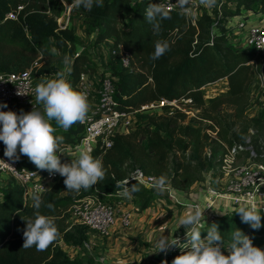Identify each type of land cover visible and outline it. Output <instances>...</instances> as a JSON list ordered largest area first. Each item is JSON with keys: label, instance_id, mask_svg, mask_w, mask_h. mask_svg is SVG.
Instances as JSON below:
<instances>
[{"label": "trees", "instance_id": "trees-1", "mask_svg": "<svg viewBox=\"0 0 264 264\" xmlns=\"http://www.w3.org/2000/svg\"><path fill=\"white\" fill-rule=\"evenodd\" d=\"M64 1L67 6L72 5V16L78 15L85 21L86 32L94 36V48L112 39L113 50L122 47L130 54V68L118 67V55L109 54L106 60L109 73L118 85L123 111L131 112L160 100L191 98L202 120L194 125L186 124V115L179 111L149 117L145 125L117 136L107 151L95 152L94 156L103 157L107 174L94 187L67 191L64 177H60L52 187L41 192L37 196L41 200L39 212L55 217L60 232L57 241L44 251L23 248L25 220L34 218L35 199L26 202L23 187L10 179L0 198V264H77L60 243L84 250L88 229L70 228L68 210L92 197L117 194L136 169L158 181L163 178L164 186L189 191L205 174L218 172L226 146L244 144L252 133L254 146L248 145L254 155L246 150L241 157L263 160L258 156L264 149V119L247 116L252 105L251 91L257 84V71L251 63L259 62L260 56L252 49L234 46L227 23L244 14L264 16V0H216L215 7L204 10L195 20L180 10L169 11L170 18L160 22L159 34L145 20L146 9L153 0H103L102 6L93 5L90 10L78 6L75 0ZM20 6L24 10L18 20H5L7 14ZM58 17L60 14L51 0H0V72L21 73L38 62L41 64L39 75L49 77L60 71L54 59L62 52L71 57L68 79L79 90L81 75L94 66L90 65L92 57L89 52L80 51V37L74 27L69 25L60 30ZM157 40L168 41L170 48L153 60ZM218 82L227 84L226 91L206 97L202 88ZM204 121L209 125L204 127ZM53 126L65 138L61 147L74 146L85 135L81 123L67 131ZM215 127L218 139L212 140L207 130ZM22 164L42 171L28 158H23ZM133 184L139 190L132 197L141 210H146L156 198L154 191L135 181L128 182L129 187ZM235 211L208 220L201 229L205 231L202 238L207 235V226L216 223L226 239L230 231L238 228L253 240L264 241V226L251 229ZM261 222L264 225V219ZM170 253L177 254L175 250Z\"/></svg>", "mask_w": 264, "mask_h": 264}, {"label": "built area", "instance_id": "built-area-1", "mask_svg": "<svg viewBox=\"0 0 264 264\" xmlns=\"http://www.w3.org/2000/svg\"><path fill=\"white\" fill-rule=\"evenodd\" d=\"M154 3H163L167 7V12L181 10L176 5L177 0H153ZM191 7L195 15L185 13L188 17L195 20L204 11V5L199 0H192ZM71 6H66V12L57 18L60 30H65L70 25ZM24 10L20 6L16 11L6 15L5 20H18L21 12ZM183 12V11H182ZM184 13V12H183ZM238 29H244L245 23L237 24ZM247 45L249 49L256 51L260 56L259 62L251 64L257 71V83L262 96L259 98L260 104L255 103L258 109L252 115V118L264 119V25L253 26L248 31ZM109 54L118 55L117 64L119 68H130L132 64L131 56L118 47L113 50V46L109 49ZM258 66L260 68L258 69ZM41 64L34 63L29 69L21 73H4L0 72V104H7L9 108L17 107L25 113L32 111L33 106L40 108V104L36 103L34 89L41 82L42 77L39 75ZM100 79L95 85L89 80V73H83L79 83V90H86L91 105L85 122L81 123L84 127L85 135L80 142L74 146L61 147V162L70 163L71 159H75L82 149H90L94 156L99 150L107 151L114 144V139L120 135H126L136 128L139 121L138 116L141 113L149 111H157L158 116L171 115L179 111L186 115V124L194 125L196 112L199 110L195 107L191 98L182 100H160L141 106L139 109L127 112L120 107L118 100V85L114 77L109 73L106 62L99 67ZM216 84V83H215ZM210 86V85H208ZM206 86L202 88L205 90ZM20 93V94H18ZM207 97V95H206ZM253 105V103H252ZM253 106V107H254ZM252 108V107H251ZM196 110V111H195ZM212 124V123H211ZM212 140L218 139V129L207 130ZM247 144H238L233 147L225 148L221 156V162L218 172L222 178L218 182L213 183V173L210 172L206 179V185L209 188L206 195L212 204L218 200L228 201L233 207L239 209L241 205H248L252 200L249 194H253L255 201L264 199V157L261 162L245 159L244 163H239L241 153L250 150L252 147ZM252 155L254 152L252 151ZM64 159V160H62ZM0 160H4L11 165V169L0 163V174L7 175L9 180H14L24 189V199L31 203L41 192L54 185L60 179L58 173L49 174L45 171H35L22 164V159L13 162L4 156V145L0 142ZM33 172L36 174H30ZM129 181H135L148 190H156L158 180L150 175H146L142 170L136 169L131 176L124 181L121 191L115 195H103L101 197H92L84 203L74 205L68 210L70 219L75 221L79 226H83L88 231L95 232L98 236L109 235L111 229L116 225V218L120 220L121 226L125 229L132 226V214L129 210L123 209L125 201L133 200L132 195L125 196L123 194L124 187L128 186ZM164 186L163 188H165ZM162 188V189H163ZM264 214V213H263ZM217 217L215 214L210 215V219ZM165 261V260H164ZM163 261L157 263L162 264Z\"/></svg>", "mask_w": 264, "mask_h": 264}, {"label": "clouds", "instance_id": "clouds-1", "mask_svg": "<svg viewBox=\"0 0 264 264\" xmlns=\"http://www.w3.org/2000/svg\"><path fill=\"white\" fill-rule=\"evenodd\" d=\"M78 6L91 9L93 5L102 6L103 0H75ZM192 0H177L184 13L195 15L191 7ZM199 3L209 8L215 7L216 0H199ZM167 7L162 2L151 3L145 12V20L152 25L156 34L160 32V22L170 18ZM151 59L157 60L170 48L166 40H157ZM69 57L64 58L66 65L71 64ZM70 73L58 71L53 78H42L36 85L35 100L42 107L33 106L32 111L19 114L14 111L0 110V142L4 145V156L13 162L25 156L39 170H46L49 174L58 173L64 177L67 191L79 192L88 190L103 180L107 170L103 164L102 156H93L90 149H82L70 163H62L60 159L61 146L65 138L57 134V127L67 131L77 123L87 119L91 104L86 90H77L68 79ZM20 94V93H18ZM7 104H0V109L7 108ZM0 163L14 169L4 160ZM15 170V169H14ZM30 174H36L29 172ZM165 180L161 178L157 190L164 187ZM139 189L133 184L125 186L123 194L130 196ZM251 202L241 205L235 214H238L242 223L253 230H259L264 219V199L255 201L253 194H249ZM41 200L35 198L34 218L25 220L23 231V248L35 247L37 251H44L60 236L55 217L39 212ZM47 207L53 209L52 204ZM206 209L200 205L188 206L187 215L179 223L185 230V241L177 236L162 235L156 241L158 253H167L169 250L179 248V255L171 264H264V249L256 247L253 239L243 231L236 228L230 231L227 239L219 231V225L212 223L207 226V235L202 238L201 229L206 225L203 215ZM162 264H168L165 260Z\"/></svg>", "mask_w": 264, "mask_h": 264}, {"label": "rangeland", "instance_id": "rangeland-1", "mask_svg": "<svg viewBox=\"0 0 264 264\" xmlns=\"http://www.w3.org/2000/svg\"><path fill=\"white\" fill-rule=\"evenodd\" d=\"M63 2L60 0H51V3H53V5L56 7L60 16L66 12L67 4L64 0ZM256 19L258 21V18H255L253 16L250 17V20L247 23V25L254 23ZM244 23L246 24V21H244ZM70 26L74 27L82 34L83 32L87 33L85 30L86 26L84 25V22L81 21L78 15L75 16L71 15ZM245 32L246 29L240 30V33H245ZM84 37L85 38L81 36L79 40L80 51L89 52L90 55H93L95 53L94 51L95 49L92 45L93 39L91 40L90 35L88 38L86 36ZM106 51H107L106 48H104V50L100 49L99 55L103 58L104 54L108 53V51L107 52ZM65 57H69L68 54H63L62 52H59L58 56L54 59V64L58 69H60V71H67L70 67V64L66 65L64 63ZM94 62L95 61L92 57L90 65L94 64ZM94 71H96L95 66H90V68L88 69V73H93ZM226 85L227 84L225 82H218L216 84L206 86L204 92L207 95V97H214L226 91ZM259 88L260 87L258 83L252 88L251 98L253 105H251L252 108L250 107L247 111V116L249 118H252V115H254V113L258 109L257 106L256 107L254 106L255 103L257 105L260 104L259 98L262 96V93ZM152 116H158L157 111H149L146 113H141L138 116L139 121L136 125V128L141 127V125H145L147 119ZM201 120H202L201 112L200 111L196 112L195 123H200ZM203 124L204 127L209 125V123L206 121H204ZM234 130H238V129L235 128ZM252 136L253 133L247 137V139L244 141V144L249 140V145L254 146L251 142ZM260 152L261 153L259 154L258 158L262 160L264 157V149ZM246 157L247 155L241 157L239 159V163L240 164L244 163ZM208 174L209 173L205 174L202 181L200 182L202 185L200 184L195 185L194 189H203V187L204 189L203 191L200 190V192L202 191L201 192L202 195L201 197H199L197 202L193 203V205L194 206L200 205L202 210L206 209L204 214L208 211H213L211 213L217 214L218 210L215 207L223 200H218L215 204H212V201L208 200L206 191L209 188V186L208 185L203 186V184L206 182ZM221 178H222L221 174L219 172H216V174H213L212 176L213 183L215 184V182H218L219 180H221ZM193 191H194L193 189L192 190L190 189L189 191H179L174 189L170 185H167L165 188L160 190L157 189L154 190V195L157 198L155 200L157 202V205L153 207L155 209L154 211L157 213H153L151 210H149L148 212L141 210L140 205L137 201H133V200L125 201L123 205V209L129 210L131 214L134 215L132 218L134 219L133 225L127 229L119 228L115 231H110L109 235L107 236H99L101 238L112 237L113 242L110 246H108L109 242L106 239L103 241L102 244H98L97 246L94 243L91 244L92 245L91 248H89L87 244L89 243V240H87V242L85 243L84 250L68 246L64 242H61L60 245L62 246L63 250L67 253V255L70 257V259L73 262H76L77 264H105L103 259L108 264H112L113 262H114L113 264H152L153 263L152 257L156 255H159V257H161V259L158 262L164 261L172 253H170V250L167 253H158V251H155V249L157 248L156 241L160 236L164 234H166V236H168L169 234L172 236V233L174 232L173 228H175V230L178 229V232H181L179 233L181 242L185 240L184 237L182 238V235L185 234V230L183 229V227L181 226L174 227L173 224L179 222L183 217H185L186 214L184 209L187 207L185 204L191 203L189 197ZM157 208L159 210H157ZM205 215H208V213H206ZM116 220L118 221L119 219L116 218ZM67 223L69 224L70 228H75L79 226L75 221L70 219L69 215L67 216ZM155 223H157V226H155ZM150 224L152 225L151 229L149 227ZM167 227H169V229L171 230H168ZM253 242L256 243V247H260L261 249H264V241L257 239V240H253ZM114 249L116 250L117 253L121 255L116 256L117 255L116 253H111V250ZM177 249L180 250L179 248H174L171 250L174 251ZM166 261L168 262V264H171L170 260L167 259Z\"/></svg>", "mask_w": 264, "mask_h": 264}, {"label": "crops", "instance_id": "crops-1", "mask_svg": "<svg viewBox=\"0 0 264 264\" xmlns=\"http://www.w3.org/2000/svg\"><path fill=\"white\" fill-rule=\"evenodd\" d=\"M60 1H62L63 2V0H60ZM64 3V2H63ZM67 6V5H66ZM206 9H210L209 7H207V6H205L204 5V10H206ZM212 9V8H211ZM255 17V18H258V21H257V19H256V21L254 22V23H252V24H248L247 25V23L249 22V20H250V17ZM248 17V18H247ZM80 19H81V21H83L84 22V25L86 26V23H85V21L83 20V18H81V17H79ZM247 18V19H246ZM244 21H246V26L244 27V29H246V32L245 33H240V29H238L237 28V24L238 23H240V22H243L244 23ZM227 25L229 26V28H230V41L232 42V44L234 45V46H237V47H240V48H248V45H247V36H248V31H249V29L251 28V27H253V26H263L264 25V16H262V15H255V14H244V16H240V17H237V18H234V19H232L231 21H229L228 23H227ZM84 29H85V27H84ZM77 30V29H76ZM86 30V29H85ZM77 35L79 36V37H83V38H85L84 36H86L87 38L89 37V34L88 33H85V32H83V34L82 33H80L78 30H77ZM90 37H91V40L92 39H94V36H91L90 35ZM113 44H114V41L111 39V40H107L106 42H104L102 45H100V46H98V47H96V48H94L95 50V53L93 54V55H91V57H93V59H94V66H95V68H96V71H94L93 73H89L88 75H89V80L91 81V82H93L95 85L97 84V82H98V80L100 79V65L101 64H104L105 62H106V58H107V56L109 55V49L113 46ZM104 48H106V50L108 51V53H105L104 54V57L102 58L100 55H99V50L101 49H103L104 50ZM106 51V52H107ZM105 52V51H104ZM60 70V69H59ZM64 72H66V73H70V67H69V69L67 70V71H64ZM55 75H52V76H49V77H47V78H53ZM42 80V79H41ZM95 101H92L91 102V105L94 103ZM42 106L40 105V108H41ZM0 110H3V111H9V110H11V111H14V112H16V113H20L21 111H20V109L19 108H17V107H12V108H9V107H7V108H4V109H0ZM53 124H55V122L53 121L52 122ZM21 159H23V158H27V157H25V156H21L20 157ZM63 163H65L64 161H63ZM0 178H1V180H0V190H1V193H0V198L4 195V193H5V191H6V187H7V183H8V180H9V177L6 175V176H4V175H0ZM198 184H200V185H202L201 183H198ZM197 185V184H196ZM206 186V183H204L203 184V186ZM50 187H52V186H49V188ZM48 188V189H49ZM195 188V185L193 186V188H191V190L193 189L194 191L190 194V202L191 203H186L185 205L187 206L185 209H184V211H185V214L187 215V211H188V206L189 205H192V206H194L193 205V203L194 202H197V200L199 199V197H201V192L203 191V189H204V187H203V189H194ZM200 190H202L201 192H200ZM183 193V192H182ZM157 198H155L153 201H152V203H151V205H150V207H148L146 210H143V211H145V212H148L149 210H151L153 213H157V212H155L154 210V207L153 206H156L157 205V202L155 201ZM152 207H153V209H152ZM215 208H217V210H218V213L216 214V213H211V212H213V211H208V212H206V213H208V215H205L204 213V217H205V221L207 222L208 220H210V215L211 214H215L216 216H224V215H226V214H229V213H231V212H233V211H235V210H237V208H235V207H233L228 201H221L218 205H216V207ZM157 210H159L158 208H157ZM165 212V211H164ZM176 212H177V210H176ZM205 212V211H204ZM171 213V212H170ZM211 213V214H210ZM168 215H170V214H168ZM185 215V216H186ZM132 216H134V215H132ZM133 220L134 219H132V225H133ZM156 222V221H155ZM174 225V227L175 226H181L180 224H179V222H177V223H174L173 224ZM146 226V225H145ZM155 226H157V223H155ZM149 227H150V229H151V227H152V225L150 224L149 225ZM119 228H123L122 226H121V223H120V220H118L117 222H116V225L111 229V231H115V230H117V229H119ZM158 228V227H157ZM168 228V230H171V229H169V227H167ZM173 228V227H172ZM174 229V232L172 233V236H177V237H179L180 238V234L179 233H181V232H178V229L177 230H175V228H173ZM184 229V228H183ZM182 229V230H183ZM165 236H166V234H164ZM185 238V234H183L182 235V238ZM108 240V246H110L111 244H112V242H113V238L112 237H105V238H101V237H99V236H97V234L95 233V232H93V231H88V239L87 240H89V243H87L88 244V246H89V248H91V244H96V246L98 245V244H102L103 243V241L104 240ZM178 250V249H177ZM177 250H175V252L177 253V254H175L174 256H170L169 255V257H167V259L168 260H170V262H171V259L173 260L174 258H175V256H177V255H179V253H180V250H178V252H177ZM155 251H158V248H156L155 249ZM111 253H116L117 255L116 256H119V255H121V254H119V253H117L116 252V250L114 249V250H111ZM152 259H153V263L152 264H156V263H159L158 261L161 259V257H159V255H156V256H154V257H152ZM166 259V260H167ZM121 260V259H120ZM103 261L105 262V264H108V263H106V261L103 259ZM114 263V262H113ZM112 263V264H113ZM115 263H116V261H115Z\"/></svg>", "mask_w": 264, "mask_h": 264}]
</instances>
